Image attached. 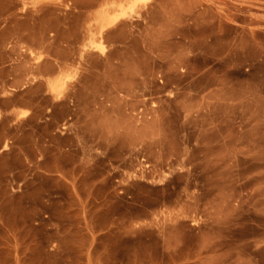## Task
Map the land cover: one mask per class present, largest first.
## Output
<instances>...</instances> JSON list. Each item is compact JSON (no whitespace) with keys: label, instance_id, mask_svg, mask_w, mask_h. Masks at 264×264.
<instances>
[{"label":"rangeland","instance_id":"obj_1","mask_svg":"<svg viewBox=\"0 0 264 264\" xmlns=\"http://www.w3.org/2000/svg\"><path fill=\"white\" fill-rule=\"evenodd\" d=\"M0 264H264V0H0Z\"/></svg>","mask_w":264,"mask_h":264},{"label":"crops","instance_id":"obj_2","mask_svg":"<svg viewBox=\"0 0 264 264\" xmlns=\"http://www.w3.org/2000/svg\"><path fill=\"white\" fill-rule=\"evenodd\" d=\"M224 79H219V84L211 87L209 90L205 91V94L210 98V99H215L217 95L221 94L226 90V86L222 84ZM201 93V92H200Z\"/></svg>","mask_w":264,"mask_h":264}]
</instances>
